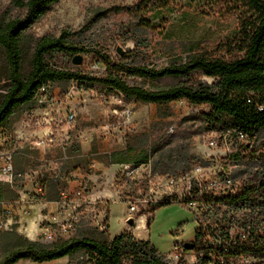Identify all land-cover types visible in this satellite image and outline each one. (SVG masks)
Returning <instances> with one entry per match:
<instances>
[{"label":"rangeland","instance_id":"374dc122","mask_svg":"<svg viewBox=\"0 0 264 264\" xmlns=\"http://www.w3.org/2000/svg\"><path fill=\"white\" fill-rule=\"evenodd\" d=\"M143 1L59 0L30 25L27 33L30 37L40 38L60 36L66 31L69 33L68 40L76 46L101 50L115 61L160 68L185 60L194 52L218 54L221 44L238 35L240 17L244 15L242 7L220 0H159L147 7L141 6ZM25 13L26 10L18 7L14 0H0V23L24 16ZM31 46L27 47L25 55V73L29 68ZM79 55L82 60L78 64L73 62L76 54L56 53L53 57L49 56L48 61L88 75L101 76L106 73L105 68L92 61V51H83ZM3 68L4 55L0 50V71ZM195 78L208 84L217 81L215 77L206 75ZM127 81L144 88L167 87L179 82L172 78L151 81L136 76L127 77ZM208 110V106L195 105L187 99L143 102L127 98L123 93L98 83L76 80L50 82L36 92L32 103L22 105L14 112L1 129L0 140L4 148L17 151L22 139L20 133L28 125L24 124V119L34 116L41 118L44 122L42 126L46 127L54 125L52 119L59 111L74 112L76 117L73 123H61V126L69 127V131L77 132L73 140H83L93 149L101 151L133 147V161L147 154L151 170L144 168L134 178L121 176L116 184L118 197L115 199L118 201L112 202L114 198L98 201L105 207L103 216L109 215L110 237L132 227L136 237L149 240L156 247L157 254L173 264L175 246L185 241L196 242L198 224L191 210L180 204L175 196L165 194L164 191L169 188L168 173L177 174L194 162H200L215 171L236 160L238 163L232 168L235 178L245 185L264 180V132L251 139L250 147L242 151L237 150L234 137L227 144L219 139L218 146L212 147L209 144L212 130L207 128L203 115ZM57 156L58 161L52 165L30 163L28 176L34 178L37 174L32 170L35 169L40 173L47 169H64L66 160L61 153ZM97 157L105 160L104 154H98ZM93 158L94 155H91L90 159ZM21 162V159L17 160L18 167H21ZM23 176L17 177L12 186L0 182V190L5 191L6 199L12 200L28 186ZM131 202L136 205L135 212L131 214L133 226L127 222ZM157 203L164 205L154 208ZM1 211L4 212L7 225L0 228V260L18 242L9 235L11 231L49 245L72 237L108 238L107 230H99L84 212L80 213L71 235L45 242L39 234L28 229L34 219L33 214L16 212L10 215L6 210ZM236 215L264 224V190L251 194L243 201ZM197 261L198 252L192 249L184 251L182 262L176 264H197ZM57 263L21 259L14 264ZM65 264H86V259L84 254L77 253L69 257Z\"/></svg>","mask_w":264,"mask_h":264},{"label":"trees","instance_id":"16d2710c","mask_svg":"<svg viewBox=\"0 0 264 264\" xmlns=\"http://www.w3.org/2000/svg\"><path fill=\"white\" fill-rule=\"evenodd\" d=\"M57 1L14 0L18 7L26 10L25 15L0 23V50L4 55V68L0 71V132L20 106L33 102L41 87L50 82L68 80L98 83L123 93L127 98L148 103L187 99L195 105L208 106L209 110L203 113L207 128L219 133L233 128L254 139L264 132V0H220L242 7L244 15L240 17L238 35L221 44L218 54L194 52L185 60L160 68L115 61L101 50L76 46L68 40L66 31L60 36L30 37L27 33L30 25ZM158 1L144 0L141 6L147 7ZM31 44L29 68L25 73V55ZM83 51L93 52L92 61L106 69L104 75H88L48 61V57L56 53L77 55ZM198 75L215 77L217 81L214 84L198 81L195 78ZM130 76L151 81L172 78L179 82L167 87L144 88L130 84L127 81ZM133 152L134 148L130 147L127 155ZM128 159L112 156V162ZM148 161L147 154L136 159V162ZM262 190L264 180L247 185L234 199L244 200ZM3 197L5 191L1 189L0 199ZM162 205L164 203H157L154 208ZM9 235L18 242L0 264H14L21 259L52 261L77 253H89L95 258V264H172L157 254L156 247L149 240H138L126 231L112 239L82 236L52 245L30 240L14 231ZM196 236L198 241L199 236ZM194 249L198 253L201 251L199 242Z\"/></svg>","mask_w":264,"mask_h":264},{"label":"built area","instance_id":"2783aa9c","mask_svg":"<svg viewBox=\"0 0 264 264\" xmlns=\"http://www.w3.org/2000/svg\"><path fill=\"white\" fill-rule=\"evenodd\" d=\"M75 117L74 112L59 111L57 123L71 124ZM211 133L209 144L212 147L218 146L219 139L227 144L232 137L236 140L237 150L248 149L251 144L248 135L237 129H227L223 133L212 130ZM48 141H52V138L50 137ZM45 142L46 139H40L38 144ZM237 163L238 161L231 160L229 164H224L214 171L207 165L194 162L177 174L168 173L169 188L164 191L165 194L175 196L180 204H184L194 213L197 220L196 235L199 236V240L196 242H199L201 247L197 264H264V224L236 215L241 210L243 201L247 199H234L247 186L232 174V168L236 167ZM144 168L151 170L150 162L123 163L120 174L134 178L141 174ZM21 175L15 170L14 151L4 148L0 141V180L12 183ZM40 193L45 192L40 189ZM129 209L132 214L136 210L135 203L131 202ZM82 212L90 216L92 224L99 230H108L106 214L103 216L105 207L92 197L89 185L83 184L75 191L60 192L58 209L41 223L42 240L53 242L59 236L71 235ZM131 214L127 217V222L132 220L129 224L133 226L134 219ZM6 225L4 212L0 211V228ZM175 249L172 259L176 264L182 262L183 243L177 244ZM84 257L86 264H95V258L89 253Z\"/></svg>","mask_w":264,"mask_h":264},{"label":"crops","instance_id":"0c3cea01","mask_svg":"<svg viewBox=\"0 0 264 264\" xmlns=\"http://www.w3.org/2000/svg\"><path fill=\"white\" fill-rule=\"evenodd\" d=\"M35 118L34 116L31 119H24V124L28 125L20 133L22 139L19 141V148H17V151L13 149L15 170L17 173H22L25 178L24 181L29 184L23 190L19 189L20 192L18 194L20 195L15 196L12 200L6 199V196L0 199V211L2 209L6 210L10 215L16 214V212L20 214H33L34 219L28 229L36 234L40 235V226L43 219L58 209V199L61 191L69 190L72 192L79 186L87 184L90 187V193L94 199L106 201L107 199L112 200L114 198L112 202H116L118 201L115 199L118 197V189L116 186L121 179L119 172L121 171L122 164L148 163L133 161L134 158L132 155H127V151L130 149L129 147L101 151L93 149L91 145L84 143L83 140H73V135L77 134V132L69 131V127L59 125L57 123V116L52 119L54 125L49 124L46 127L42 126L44 122L41 118ZM44 118L49 122L47 117ZM46 133L48 135L43 137ZM78 133L80 134V131ZM50 137L52 141H48ZM45 138L47 142L38 144L40 139ZM1 143L3 145L2 141ZM60 153L66 160V167L64 169H57L55 171H49L47 169L43 173L35 169L32 171L36 172L35 174L37 175L34 178L28 176L31 171L30 163L52 165V163L58 161L57 155ZM98 154H104L105 160L96 158ZM91 155H94L92 160L90 159ZM113 155L118 158L127 157L129 159L122 162H112ZM18 159L22 161L21 167L17 166ZM88 168H94L95 170L93 169L92 171ZM0 182H4L7 186H12V183ZM40 189L45 193L41 194ZM16 206L18 208L17 210ZM130 214L129 209L128 215ZM107 224L109 230L108 213ZM125 231L131 233L138 240H146L136 237L132 227L124 229L123 232ZM114 237L108 235L109 239ZM68 258L66 256L52 261L58 262L57 264H65Z\"/></svg>","mask_w":264,"mask_h":264},{"label":"water","instance_id":"95a60500","mask_svg":"<svg viewBox=\"0 0 264 264\" xmlns=\"http://www.w3.org/2000/svg\"><path fill=\"white\" fill-rule=\"evenodd\" d=\"M118 50L121 52V49L118 48ZM81 60H82L81 56H80L79 54H77V55L74 57L73 62L78 64V63L81 62ZM129 223L131 224V223H132V220H130ZM195 246H196V243H195L194 241H185V242L183 243V247H184L185 249H187V250H192V249L195 248Z\"/></svg>","mask_w":264,"mask_h":264}]
</instances>
